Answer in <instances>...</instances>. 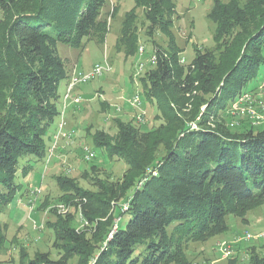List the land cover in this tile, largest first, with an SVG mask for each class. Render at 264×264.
Listing matches in <instances>:
<instances>
[{
  "label": "trees",
  "instance_id": "trees-1",
  "mask_svg": "<svg viewBox=\"0 0 264 264\" xmlns=\"http://www.w3.org/2000/svg\"><path fill=\"white\" fill-rule=\"evenodd\" d=\"M107 3L0 0V214L21 189L18 171L25 177L52 141L59 84L69 77L57 44L81 50L103 43ZM134 6L143 9L147 37L155 31L167 37L165 47L152 41L155 63L145 62L139 78L160 122L143 130L117 120L114 134L94 131L96 148L126 169L114 181L93 177L95 190L57 175L71 209L51 224L57 257L21 251L20 264H191L189 242L227 232L228 216L245 219L264 204V123L232 130L226 120L232 103L264 73V0H213L215 46L195 47L186 63L171 32L173 2L134 0ZM135 17L124 15L117 39L130 56L138 51ZM124 214L130 218L120 228ZM247 264H264V255L250 250Z\"/></svg>",
  "mask_w": 264,
  "mask_h": 264
},
{
  "label": "rangeland",
  "instance_id": "rangeland-1",
  "mask_svg": "<svg viewBox=\"0 0 264 264\" xmlns=\"http://www.w3.org/2000/svg\"><path fill=\"white\" fill-rule=\"evenodd\" d=\"M171 1L174 5L171 32L177 46L182 49L180 56L186 63L192 59L195 47L211 49L215 46L216 26L210 17L213 0ZM104 10L108 20V32L103 43L89 42L81 50L62 43L57 44V51L64 59L68 74L74 69L89 71L94 64L101 65L103 70L99 76L74 89L75 95L81 96V101L78 103L72 102L71 98L64 101L68 80L60 82L58 91L61 94H59L58 105L59 110H63L64 130L65 132L74 130L76 133L71 138L58 136L55 144L57 146L52 150L54 140L51 141L44 160L31 162L32 173L36 174V178L26 190L25 197L22 198V203L26 207L20 208L22 203L15 200L17 192L0 214L5 237L0 247V264H20L21 251L25 252L28 258H32L36 251L49 252L52 259L57 257L56 250L52 247L54 234L51 224L59 214L58 206L68 205L70 201L67 198L68 195L58 187L57 175L65 174L88 190H95L91 180L93 177L114 181L122 175L126 165L116 158H108L93 144L91 135L95 130L101 129L114 134L117 120H132L143 130L156 127L160 122L156 117L154 105L144 100L139 78L148 66L139 70V63H145L153 51V42L165 47L167 37L160 31H155L150 38L145 35L147 22L144 20L143 9L134 6V0H108ZM129 11L136 16L137 46L144 47L143 55L137 50L135 55H127L123 40H119V44L117 42L120 38L124 15ZM262 78H264L263 72L259 73L256 81L248 86L246 92L251 97L246 102L243 100L240 102L237 112L228 113L226 120L233 124L232 130L249 126L250 122L253 124L248 109L255 108L259 111L260 106L264 104V86L259 85ZM135 93L140 95V107L132 106L128 102ZM69 109H72L71 117L67 121L65 113ZM139 115L143 121L138 120ZM53 126L54 124L51 126L52 129ZM55 135H57L56 132L53 136ZM83 145L93 149L95 157L84 160ZM49 150L52 151L51 157ZM24 161V159L20 160V168ZM16 181L21 183V188L25 186L20 171L17 173ZM78 216L79 213L76 211L75 224L80 226ZM129 218L128 214L122 215L118 226L124 228ZM227 223V232L204 242H189L186 245L185 255L191 264H227L230 257H235L236 264H247V252L252 249L264 255V235L252 237L249 240L242 238L245 233L257 236L264 232V204L247 212L245 219L228 216ZM221 241L232 243V253L227 258L215 249ZM70 264H74V261L71 260Z\"/></svg>",
  "mask_w": 264,
  "mask_h": 264
},
{
  "label": "built area",
  "instance_id": "built-area-1",
  "mask_svg": "<svg viewBox=\"0 0 264 264\" xmlns=\"http://www.w3.org/2000/svg\"><path fill=\"white\" fill-rule=\"evenodd\" d=\"M138 52L139 54H143L144 53V47L143 46H139L138 47ZM155 54L151 53L148 58L146 59V63H148L149 65H153L155 63ZM180 61L182 63L185 62L184 58L182 57L180 59ZM145 63H139V70H142L144 68ZM102 66L99 64H94V66L89 70V71H78L77 69H74L68 77V82H67V86H66V92L64 93V101H66V99L71 98L72 102L74 103H78L81 101V96L80 95H73V90L80 84H85L88 81H90L92 78L99 76L102 73ZM261 86H264V78H262L260 81ZM251 96L247 93V92H243L231 105L229 112H237V110L239 109V105L240 102L243 101H247ZM128 102L135 107H140L141 106V98L140 95L138 93H135L130 99H128ZM243 109V108H242ZM249 117L252 119V122L254 125L260 124V123H264V104H262L260 106V110L257 111L255 108H249ZM62 114H63V110H60V121L57 125V129H56V134L55 136H53L52 141L54 140V144H52V150L57 146L55 145L57 143V137L62 135L63 136H67V137H72L76 132L74 130H70L68 132H65V121L62 118ZM139 121H143V118L141 117V115H139L138 117ZM232 124V123H231ZM83 150V159L84 160H90L93 157H95V152L93 151V149L89 148L87 145H83L82 147ZM49 156H52V151L49 150ZM49 157V158H50ZM48 158V159H49ZM30 206V205H29ZM58 211L59 213H65L68 210V205L66 206L65 204L59 205L58 206ZM79 221H81V217L80 214L78 216ZM264 235L263 233L257 234V236L255 235H251L250 233H245L242 238L245 240H249L252 237H259ZM216 251H218L222 256L224 257H228L231 255L232 253V243L229 241H221L217 244V246H215Z\"/></svg>",
  "mask_w": 264,
  "mask_h": 264
},
{
  "label": "crops",
  "instance_id": "crops-1",
  "mask_svg": "<svg viewBox=\"0 0 264 264\" xmlns=\"http://www.w3.org/2000/svg\"><path fill=\"white\" fill-rule=\"evenodd\" d=\"M68 80V79H67ZM65 83V82H64ZM62 91H64V90H62ZM61 91V92H62ZM75 90L73 91V95H75ZM59 94H61V93H59V91H58V95ZM58 100H59V97H58ZM72 110V109H71ZM71 110L69 109L68 111H66L67 113H65L67 116H65L67 119V121H68V119H70V117H71ZM59 118H60V116L59 117H57L56 119H55V121H54V126H53V129L51 128V136H52V138H53V135L55 134V132H56V129H57V124H58V122H59ZM70 122V121H69ZM52 140V139H51ZM58 154V153H57ZM34 178H36V174H33L32 173V170L25 176V177H23V181H24V184H25V186L23 187V188H21L19 191H18V193H17V195H16V198H15V200H18L19 201V203H22V198H24L25 197V195H26V190L29 188V185L31 184V182H34L35 181V179ZM22 206H20V208H25L26 206H25V204H21ZM20 212V211H19ZM24 212V211H23ZM20 213H22V212H20ZM215 237V236H214Z\"/></svg>",
  "mask_w": 264,
  "mask_h": 264
}]
</instances>
